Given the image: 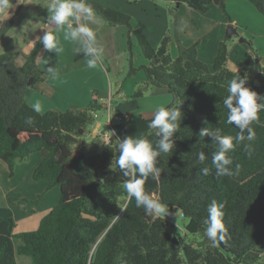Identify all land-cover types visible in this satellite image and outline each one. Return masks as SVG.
I'll list each match as a JSON object with an SVG mask.
<instances>
[{"label": "trees", "instance_id": "obj_1", "mask_svg": "<svg viewBox=\"0 0 264 264\" xmlns=\"http://www.w3.org/2000/svg\"><path fill=\"white\" fill-rule=\"evenodd\" d=\"M25 1L19 0L10 17L0 20V41L24 9ZM169 1L202 13L213 2ZM247 1L261 14L264 26V0ZM86 3L109 26H124L127 36L132 34L137 39L149 63L143 67L146 84L165 91L171 97L166 108L176 107L181 113L178 130L171 137L173 148L170 153L157 156L159 177L149 176L144 190L167 204L170 214L181 213L187 219L185 232L197 236L202 246L195 248L192 243L172 237L166 221L146 214L143 207L137 208L135 198L120 204L117 190L123 188L127 178L115 165L114 159L119 155L115 138L122 141L125 137H144L155 149L161 137L148 127L153 116L132 115L113 124L114 135L99 160L82 169L79 161L84 157H72L73 148L80 145V138L95 122L94 114L104 105L92 95L81 110L33 111L24 98L26 90L32 89L45 98L55 93L36 64L43 48L36 39L35 46L32 41L19 54H0V177L10 179L16 164L28 166L34 157H40L31 178L45 182V190L33 201L19 194H12L8 201L11 205L18 201L36 203L54 187L59 189V199L41 218L36 230L28 232L14 233L10 208L0 207V264H17L16 254L30 257L31 264H257L261 256L258 246L264 243V111L258 113V121L250 124L255 139L242 142L228 153L232 169L240 166L232 176H216L212 154L218 145L212 136L202 137L200 132L207 128L235 136L241 131L235 124L227 123L228 109L223 104L228 95L227 82L236 75L246 76L245 87L261 97L258 103H264V67L256 61L254 78L244 70L238 74L229 71L225 42L218 44L211 67L197 59V43L187 48L178 46L177 57L171 59L167 36L154 48L140 29L131 26L125 13L107 4L89 0ZM227 20L230 22L228 16ZM85 57L88 56L80 52L75 60ZM140 96V92L133 95ZM243 135L247 136L246 129ZM245 143L251 146L250 155L244 150ZM199 152L205 155L203 164L198 161ZM204 167L210 168L208 175L202 174ZM123 195L126 197L124 190ZM212 200L224 204L223 223L228 233L218 247H212L204 235V221ZM14 238L22 242L16 248Z\"/></svg>", "mask_w": 264, "mask_h": 264}, {"label": "rangeland", "instance_id": "obj_2", "mask_svg": "<svg viewBox=\"0 0 264 264\" xmlns=\"http://www.w3.org/2000/svg\"><path fill=\"white\" fill-rule=\"evenodd\" d=\"M89 1L107 4L108 6V3L115 4L117 2V0ZM126 1H129L128 3L132 7L130 9L134 12V15L133 12H129L131 17L125 13L131 19V26L134 27V24L139 26L136 28L143 32L154 48H158L161 40L164 36H167L169 38L168 54L171 59L177 57L178 46L187 48L197 43V59L211 67L213 58L216 54L217 45L220 42H225L227 47L226 68L229 71L238 74L244 70L247 76L254 78L257 76L256 61L259 60L260 65L264 67L263 18L247 0H224L222 4H215L212 2L208 10L203 13L196 10L189 12L185 6H182L179 17L175 13V11L178 10L176 9V5L167 0H147L145 2L138 0L135 4V6H137L136 8H133V0ZM18 3L19 0L16 6L9 11L13 12ZM33 15L35 21L38 20L36 23L40 24L41 13L34 11ZM227 16L230 18V22H228ZM99 18L101 17H98V15L94 13L91 21L92 25L96 27L97 25L94 19ZM230 24L235 29L236 33L231 38H227L228 26ZM124 28L127 33V28ZM42 30L45 29L43 28ZM42 30L40 33L43 35L44 32ZM56 30L57 28L55 26L51 32L54 33ZM65 30L66 28L62 29L56 35L63 51L59 55L52 56L54 58L45 56L43 61L44 65L55 68V70L65 68L66 73H69L67 74L68 78L63 76V78L53 79L49 76L50 80H54L53 83L56 84L54 86L52 85L54 90H56L55 98H45L32 89L25 91L24 98L31 107H33V104L37 101L40 102L42 105L40 113L48 111L64 112L67 110H81L89 104L92 95L96 96L99 104L105 105L103 111L100 110L96 113V120L101 122L104 127L103 132L100 133L101 135L92 137L85 132L80 138V145L73 148V151H77L76 156H80V154L83 155L84 159L79 161V165L84 169L88 164L96 163L99 160L101 151L104 146L109 143V138L112 137V129L110 126L116 123L114 117L118 112H126L135 115L138 114L137 110L139 108L143 112L146 108L145 106L149 103L156 102L158 104V106H156L157 108L160 106L166 107L170 104L171 98L168 94L161 98L158 95V89L146 84V76L143 67H147L149 63L143 56L137 39L132 34L130 37L127 36L126 39L117 42L116 55L108 52L107 46L104 44L100 46L94 45L101 52V63L98 61L96 68H92L91 71L85 72L79 64L81 60L78 61V64H73V59L76 55L72 57L73 59L71 61L70 53L80 46L71 40L64 39ZM241 39L243 40L242 42L240 41ZM4 41L5 39L0 42V51L2 50L4 54H19L28 48L29 44L34 40L29 39L26 41V45L20 44V41H16L17 43H7ZM52 59H55L56 62L53 63ZM100 64L108 69L107 73L104 72L102 75L101 71H97L98 68L101 67ZM241 64H243L242 67H240ZM66 67H72L73 72L68 71ZM118 90L120 94L116 95L115 93ZM137 92H140V97L143 98H134L133 95ZM164 93L166 92L164 91ZM70 97H72L74 103L78 105H67L66 100H69ZM106 108H108V111H106ZM108 120L111 124L110 126L107 125ZM104 137L106 139L108 137V141H105ZM116 141L117 139L115 138V142ZM42 185H46V183L43 181L35 182L29 179V181L24 184L23 189L27 194L34 196L31 200L33 201L45 190L46 186L40 191ZM123 190V188L117 190L120 204H124L123 200H126V197L123 195ZM49 191L50 194L46 197L48 198L54 193L55 201L57 202L59 198V189L54 187L46 191L36 203H25L24 201H18V203H20L23 208L26 206L29 211L34 210L35 213L31 216L36 217L47 210L43 209L47 206L45 205L47 203V198L42 200V204L38 205V203ZM13 211V217L18 225L17 230L25 232L33 231V229H26L30 224L26 222L28 219H20L19 210L17 208H14ZM180 214L181 213L176 211L173 214L169 213V215L163 218L166 221L168 233L172 237L184 240L186 243H192L195 248H200L202 243L199 238L185 232L184 226L187 224V219L181 217ZM21 228L23 230H20ZM18 240L19 239L14 238L15 245H17ZM258 249L261 251V256L257 260V264H264V243L259 245ZM16 256L18 257L19 255Z\"/></svg>", "mask_w": 264, "mask_h": 264}, {"label": "clouds", "instance_id": "obj_3", "mask_svg": "<svg viewBox=\"0 0 264 264\" xmlns=\"http://www.w3.org/2000/svg\"><path fill=\"white\" fill-rule=\"evenodd\" d=\"M13 8L10 0H0V15L9 16V10ZM47 21L54 24L57 31L65 28L64 39L77 43L80 47L77 51H82L89 57L87 66L96 68L100 60L101 52L95 47V33L85 23H79L82 17L91 21L93 19V9L86 0H50L47 4ZM76 24L73 27V24ZM47 26V25H46ZM43 45V48L49 53L59 55L63 48L60 46L57 36L46 31L41 37L37 38ZM35 46V41L32 42ZM48 72L53 79H56L58 72L54 68H48ZM247 77L241 78L236 75L227 82L228 95L223 100L224 106L228 109L227 123L235 124L241 131L235 136L221 135L220 131L212 132L205 128L201 130L200 136L210 135L218 145V150L212 154V165L216 169V176H232L239 172L240 166L237 164L235 170L232 169V158L228 155L235 147L242 142H251L255 139L256 133L250 124L258 121V113L264 111V103H258L261 99L254 91L245 87ZM235 103V106H233ZM42 110L40 102L33 104V111L39 113ZM181 116L176 107L166 108L160 106L154 112V118L151 119L148 127L156 130L155 135L161 137L156 142L154 149L153 143L144 137H125L122 141L117 140V149L119 155L115 158V165L122 171L127 179L123 183V189L126 193V199L135 198L136 207H143L146 214L164 218L169 215L168 205L153 199L144 190V184L149 176L158 179L161 169L157 168L156 158L161 153H170L173 148L171 137L178 130V120ZM31 122V121H29ZM247 130V136L243 135ZM112 136L114 133H111ZM235 140V143H234ZM158 149V150H157ZM244 150L251 154L249 143L244 144ZM198 161L203 164L205 155L203 152L197 153ZM112 167V165H111ZM202 174L208 175L210 168L201 169ZM138 174V175H137ZM224 204L212 200L208 205V216L204 221L206 225L204 235L210 241L212 247H218L220 243L225 242L228 235L227 229L223 223ZM119 219V217H114Z\"/></svg>", "mask_w": 264, "mask_h": 264}, {"label": "crops", "instance_id": "obj_4", "mask_svg": "<svg viewBox=\"0 0 264 264\" xmlns=\"http://www.w3.org/2000/svg\"><path fill=\"white\" fill-rule=\"evenodd\" d=\"M18 0H10V2L13 4V7L16 6ZM138 0H133L134 3V7L136 8L137 6H135L136 2ZM142 2H145L147 0H141ZM169 1V0H167ZM224 1V0H221ZM50 2V0H26L25 1V7L24 9L20 12V14L17 16V18L14 21V24L12 25V27L10 28V30L6 33V35L4 36V38L1 40L3 41L5 39L4 42H10V43H17L18 41H20V44L26 45V41L30 40H36L40 35H42L41 30L44 28L45 30H42L43 32L45 31H51L55 25L54 24H49L47 21V16H48V12H47V4ZM129 1L126 0H117V2L115 4H109V7L118 10L120 12L126 13L128 14L130 17V13L129 12H133L131 11L130 8H132L129 3ZM172 4L176 5V9H178L177 11H175L176 15L179 17V14L181 13V7L185 6L187 8V10L189 12H192V9H188V7L185 4H177L175 2L169 1ZM34 11H36L37 13H41V20H40V24L36 23V20L33 18L34 15ZM12 13V11H9V16L7 17L6 15H1V19H7L10 17V14ZM95 13V12H94ZM96 14V13H95ZM134 15V12H133ZM99 17V16H98ZM95 23H96V27L95 25H92L91 21L87 20L86 18L82 17L81 20L79 21V23H85L87 24L95 33V45L96 46H100L101 44H104L107 46V51L111 52V54L116 55L117 52V42H119V40H123L126 39L127 37V33H126V29L124 28V26H115V27H111L109 26L103 19L99 18V19H94ZM34 21V23H33ZM131 22V19H130ZM35 24V25H34ZM47 25V26H46ZM76 24H73V27H75ZM139 27L137 25L134 24V28ZM66 28V26H65ZM64 28V29H65ZM49 29V30H48ZM61 31V30H60ZM60 31H55L54 34L57 35ZM40 33V34H39ZM131 36V35H130ZM159 39V36H158ZM0 41V42H1ZM17 41V42H16ZM109 46V47H108ZM218 46V45H217ZM217 50V49H216ZM82 51H77L73 50L70 53V57H71V61H72V57H74V55H76L77 53H80ZM0 53H3V51L1 50ZM57 54L55 53H49L47 52L44 48H42V51L40 52V54L37 56L36 58V64L38 66V68L43 72V77L45 78V80L52 86L56 85L55 83H53L54 80H50L49 76L51 77V75L48 72V68H50L47 65H44V61L43 58L45 56H49V58H54L52 56H56ZM89 59V57H85L79 60H75V58L73 59V64H78V61L81 60V62L79 63L81 65V68L84 69L85 72H89L91 71L92 68H89L87 66V60ZM214 59V58H213ZM52 62L55 63L56 60L52 59ZM100 62V60H99ZM101 63V62H100ZM100 68H98V72H102L101 74L103 75L104 72L107 73L108 69L105 68L102 64H100ZM55 69V68H54ZM66 69H68V71L73 72V68H68L66 67ZM56 71L58 72V76L57 78H63V76L67 77V74L65 71V68H59L56 69ZM60 74V75H59ZM159 90V96L161 98H163V96H165L167 93H164L163 90L158 89ZM120 91H116V95L120 94ZM56 93V90H55ZM51 97V98H55V94ZM139 98H143V97H139ZM171 98V97H170ZM99 103V102H98ZM66 104L67 105H78L76 103H74L72 97L69 98V100H66ZM104 105V104H102ZM105 106V105H104ZM158 104L156 103H149L147 106H145L146 108L143 110H140V108L137 110L138 114L135 115H141L144 118H151L152 116H154V112L156 111ZM155 109V110H154ZM103 111V110H102ZM121 113V114H129V113H122V112H118L117 115ZM96 115V114H95ZM132 116V114H129V116ZM97 115L95 117V123L90 126L89 128H87L86 132L91 135L92 137H97L99 135H101L100 133L103 132L104 127L102 126L101 122L97 121ZM105 132V131H104ZM40 161V157H34L32 163L30 165H23L21 163L16 164L15 169H14V176L12 178H2L0 177V207H8L10 208L12 215L14 214L13 209L17 208L19 210V215H20V219L25 220L28 219L26 222H29V226L26 227V229H36L41 218L47 213L49 212V210L57 203L55 201V194L52 193L48 198L46 196H48L50 194V191L46 193V195L39 201L38 205L42 204V200H45L46 198V204L47 205L45 208L43 209H47L46 211H44L42 214L33 217L31 215H33L35 212L34 210H28V208L25 206L24 208L22 207V205H20V203L11 205L8 201V198L12 195V194H19L21 197L25 198V199H29L28 201H31L33 199V195H29L25 192V190L23 189V186L25 183H27L29 181V179L31 178V173L34 169V167L39 163ZM39 182V181H37ZM44 186L46 185H42L40 187V191H42L44 189ZM45 198V199H44ZM59 199V198H58ZM37 205V206H38ZM44 207V206H42ZM33 212V213H30ZM32 218V219H30ZM14 222H15V228H14V233H19V232H25V231H18L17 227L18 225L16 224L15 218L13 217ZM23 227V226H22ZM25 229V228H24ZM20 230H23L22 228ZM22 242L21 240H18L17 245L14 244V239H13V245L16 248V246L21 245ZM17 255V254H16ZM15 255V261L17 264H31L32 263V259L28 256H16Z\"/></svg>", "mask_w": 264, "mask_h": 264}, {"label": "water", "instance_id": "obj_5", "mask_svg": "<svg viewBox=\"0 0 264 264\" xmlns=\"http://www.w3.org/2000/svg\"><path fill=\"white\" fill-rule=\"evenodd\" d=\"M213 3H215V4H222L223 1H221V0H213ZM177 4H179V3H177ZM188 9H190V8L188 7ZM235 33H236L235 29L230 24L228 26L227 38H231ZM240 41L242 42L243 40L241 39ZM76 153H77V151H74L72 153V157H78V156H76ZM123 202H124V205H125L127 203V200H123Z\"/></svg>", "mask_w": 264, "mask_h": 264}, {"label": "built area", "instance_id": "obj_6", "mask_svg": "<svg viewBox=\"0 0 264 264\" xmlns=\"http://www.w3.org/2000/svg\"><path fill=\"white\" fill-rule=\"evenodd\" d=\"M109 108V107H108ZM108 108H106V111H108L107 109ZM96 117V115L94 114V118ZM121 119H124V120H127V119H129V116L127 115V114H122L121 116H119V115H115V117H114V120L116 121V122H118L119 120H121ZM107 125H111L110 124V122H109V120H108V124ZM111 127V126H110ZM104 140L105 141H108V137H107V139L104 137ZM108 143V142H107ZM180 216L181 217H183V215L182 214H180Z\"/></svg>", "mask_w": 264, "mask_h": 264}]
</instances>
